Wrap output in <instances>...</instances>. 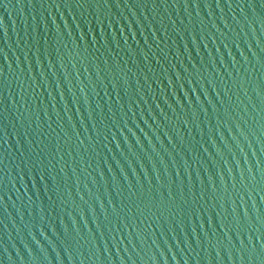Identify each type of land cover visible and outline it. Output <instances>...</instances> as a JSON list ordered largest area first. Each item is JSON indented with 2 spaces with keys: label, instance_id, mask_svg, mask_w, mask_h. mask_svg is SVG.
Wrapping results in <instances>:
<instances>
[{
  "label": "water",
  "instance_id": "obj_1",
  "mask_svg": "<svg viewBox=\"0 0 264 264\" xmlns=\"http://www.w3.org/2000/svg\"><path fill=\"white\" fill-rule=\"evenodd\" d=\"M0 264H264V0H0Z\"/></svg>",
  "mask_w": 264,
  "mask_h": 264
}]
</instances>
